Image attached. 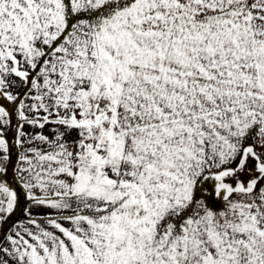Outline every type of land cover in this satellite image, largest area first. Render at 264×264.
<instances>
[{
	"label": "crops",
	"instance_id": "0c3cea01",
	"mask_svg": "<svg viewBox=\"0 0 264 264\" xmlns=\"http://www.w3.org/2000/svg\"><path fill=\"white\" fill-rule=\"evenodd\" d=\"M202 1L0 0V264H144L260 158L264 0Z\"/></svg>",
	"mask_w": 264,
	"mask_h": 264
},
{
	"label": "rangeland",
	"instance_id": "374dc122",
	"mask_svg": "<svg viewBox=\"0 0 264 264\" xmlns=\"http://www.w3.org/2000/svg\"><path fill=\"white\" fill-rule=\"evenodd\" d=\"M215 4L202 1L197 9L211 10ZM197 5L191 3L189 8ZM246 149L248 158L242 159L238 170L219 177L221 191L211 194L214 183L208 180L204 207L175 219L172 242H160L159 256L144 259V264H264V151L258 158L252 147Z\"/></svg>",
	"mask_w": 264,
	"mask_h": 264
},
{
	"label": "trees",
	"instance_id": "16d2710c",
	"mask_svg": "<svg viewBox=\"0 0 264 264\" xmlns=\"http://www.w3.org/2000/svg\"><path fill=\"white\" fill-rule=\"evenodd\" d=\"M248 155H249V150L246 149L245 152H244L243 158L244 159H247L248 158Z\"/></svg>",
	"mask_w": 264,
	"mask_h": 264
}]
</instances>
